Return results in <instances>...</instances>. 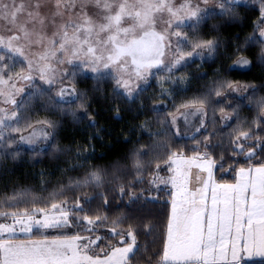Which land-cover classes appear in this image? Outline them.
Here are the masks:
<instances>
[{"label": "snow or ice", "instance_id": "1", "mask_svg": "<svg viewBox=\"0 0 264 264\" xmlns=\"http://www.w3.org/2000/svg\"><path fill=\"white\" fill-rule=\"evenodd\" d=\"M241 2L215 0L222 14L230 13L233 6ZM252 2L260 4V16L245 46L259 43L260 62L264 63V0ZM201 3L206 5L208 0H182L178 5L174 0H10V3L0 0V151L17 144L10 133L23 131L19 126L20 108L27 99L48 95L52 86L58 85L57 107L80 100L83 94L77 92L74 85L78 72L97 74L96 78L105 71L109 75L114 72L112 78L118 94L122 89L123 94L132 99L133 83L147 81L151 69L174 74L181 65L196 58L203 59L205 53L212 57L217 42L189 36L187 31L191 29L192 33H198L204 22L207 9L201 7ZM158 22L165 25L160 31L154 30ZM237 53H240L239 48ZM60 65L66 67L61 69ZM250 65L251 61L240 54L229 71ZM37 79L49 86L47 91L35 83ZM68 83L72 86L68 87ZM26 87L35 91L29 92L25 100H18ZM225 88L235 93L241 91L231 82L220 81L207 93L181 103L177 112L194 109L180 112V115L186 121L189 116L202 117L196 129L200 132L207 127L203 117L207 115L205 108L211 94L222 97L216 101L218 105L232 99L225 93ZM164 95L170 93L162 91L161 96ZM48 99L52 102L50 95ZM247 99L264 116V98ZM237 107L230 108L229 112L237 113ZM220 112L223 114L221 120L228 126L232 116L223 107ZM261 116L252 122L257 128L264 127ZM36 124L42 127L38 130L29 123L26 128H32V131L28 136L20 135L19 142L29 146L48 144L53 135L48 129H55V121L44 119ZM171 124L174 127L177 124L174 114ZM180 134L177 129L176 135ZM210 135L205 136V151L193 149L195 155L184 161L188 167L195 165L208 173L207 179L197 177L200 187L189 192L186 171L174 175L170 181L160 179V183L167 185L170 182L175 189L170 193L171 213L163 260L165 264H239L240 261L264 264V159L259 164L252 163L258 157L257 149L264 152V134L254 132L245 121L239 120L237 113L231 150L233 155L243 156L249 166L239 168L235 184H217L212 178L217 160L211 154ZM253 140L255 143H248ZM33 151L36 152L35 147ZM17 154V151L9 153ZM179 155L176 152L169 154L165 161L169 171L177 172L172 165ZM232 163L230 161V168L225 169L221 157L218 170L236 171L231 168ZM142 166L138 158L132 163L138 176ZM159 167L157 164V169ZM157 179L149 183L158 187ZM101 181L99 172H91L82 181L70 183H74L76 189L89 185L99 188ZM128 187L131 190V185ZM119 191L121 196L125 195V186L121 185ZM23 195L14 193L7 198V203L0 200V264H132L138 249L137 232L132 225L126 231L118 230L122 223L120 218L112 220L108 228L111 238H118V243L105 244L97 252V242L109 239L100 235L97 229L106 226L109 217L100 215L99 210L93 214L90 197H76L70 201L61 198V190L51 193L49 201L40 207L34 203L23 211L4 210L12 208V202L19 201ZM139 199L134 191L129 195L130 202ZM103 200L105 205L109 203L106 196ZM7 220L12 223L4 222ZM62 228H76L77 231L51 240L28 237L18 241L16 236L18 230L29 234L33 229ZM148 231L151 232L150 226Z\"/></svg>", "mask_w": 264, "mask_h": 264}, {"label": "trees", "instance_id": "2", "mask_svg": "<svg viewBox=\"0 0 264 264\" xmlns=\"http://www.w3.org/2000/svg\"><path fill=\"white\" fill-rule=\"evenodd\" d=\"M259 10L258 3L236 4L228 14L214 13L208 16L198 33L194 34L191 29H187L189 36L217 42L213 56L190 61L174 74L154 76L147 87L132 99L120 92L118 94L109 77L94 78L81 74L76 75L74 85L77 92L83 95L74 104L57 107L51 93L27 99L20 111V120L25 127L44 119L55 121L56 127L51 129V143L43 151L21 148L0 151V200L7 203V198L14 193L24 194L19 201L12 202V208L6 207L4 210L23 211L25 208L30 209L34 203L40 207L49 201L51 193H60L61 190V198L70 201L76 197H90L93 214L99 210L100 215L109 217L101 230L108 231L111 221L117 218L122 220L118 230L126 231L129 225L135 228L138 249L132 264H161L170 203L168 190L155 189L148 184L147 178L157 170V164L160 169L172 152L185 156L195 154L193 149L197 148L204 152L205 136L211 134L208 137L211 141V154L217 160L214 176L218 181H231L236 171L218 170L221 157L225 169L230 168V161L233 162L231 168L236 170L249 166L243 156L233 155L231 150L237 113L239 120L245 121L254 132L264 134V127L257 128L252 123L260 112L247 99L264 98L261 46L259 43L245 46V41L253 35L259 20ZM256 39L259 40L258 33ZM240 54L251 61L250 67L229 71ZM220 81L240 84L247 89L243 97L231 96V100L219 104L223 108H226V104L230 105L228 111L238 106L228 126L222 124L218 115L219 105L216 101L222 97L218 98L212 93L206 105V129L198 134L176 135L170 126V116L181 103L207 93L213 84ZM165 90L170 95L162 97L161 93ZM227 91L228 88H225L226 94ZM49 95L52 102L48 99ZM14 151L18 154L9 155ZM257 152L258 157L252 162L254 164L264 159V152L260 149ZM137 158L143 165L139 176L132 167ZM91 172L100 173L101 187L89 185L76 189L74 183H70L82 181ZM141 180L142 183L139 182ZM133 181L137 182L133 184ZM121 185L125 186L123 196L119 191ZM133 191L140 199L130 202L129 195ZM105 196L109 201L107 205L103 200ZM149 196L157 198L153 200ZM105 208L107 211H104ZM149 226L151 232L148 231ZM65 229L46 232V235L33 233L31 237H65L75 233L61 232Z\"/></svg>", "mask_w": 264, "mask_h": 264}, {"label": "rangeland", "instance_id": "3", "mask_svg": "<svg viewBox=\"0 0 264 264\" xmlns=\"http://www.w3.org/2000/svg\"><path fill=\"white\" fill-rule=\"evenodd\" d=\"M5 2H9L10 3V0H5ZM182 0H174V3H176L177 5L179 3H181ZM254 2H252V0H246V2H242L239 3V5H244V4H252ZM259 4V3H258ZM201 7H204L207 9V12H206V16H205V19L214 14V13H222L221 9L218 8L215 4V0H208V3L205 5L203 3H201ZM166 16V14H165ZM125 26H127V23L125 24ZM165 25L161 22H158L157 25L155 26V29L156 31H160L163 29ZM139 31V30H138ZM142 34V33H141ZM204 58H207V53H205V57ZM196 59H201V58H196ZM190 62V61H189ZM186 64H183L181 65L180 67H178L177 69L174 70V72H176L179 68L185 66ZM61 69H63L64 67H66L65 65H60L59 66ZM68 67H71V66H68ZM239 69H245V68H239ZM17 70H19V67L17 66ZM77 74H81V75H88L90 77H94L96 78L97 77V74H93V73H90V72H85V73H77ZM159 74H171V73H168V72H162L160 71V69H157V68H153L150 70V74L148 75L147 77V81H144V80H139V81H135L133 83V88H134V94H133V97L141 90V89H144L145 87H147L149 81L151 80V78H153L154 76H157ZM115 75V73L113 72L111 75H109L107 73V71L103 72L100 74L99 78L101 77H109L110 79L113 80V76ZM114 82V80H113ZM35 83L37 85H40L45 91H47L48 89V85L46 84H43L39 79H37L35 81ZM67 83V82H66ZM138 85V87H137ZM236 86H239L241 88V91L239 93H235V92H232L230 89H228L227 91V94H229L230 96H236V97H243L245 95V93L247 92V89L246 87L240 85V84H234ZM68 87H71L72 84L68 83L67 84ZM114 86H115V89H116V85H115V82H114ZM58 88V85H54L52 86V91L50 92L54 99L56 100V89ZM35 89H31V88H25V93L21 94L20 97H17L18 100H25V98L27 97V94L29 92H34ZM119 92L123 94V90H119ZM125 96V95H124ZM126 98H128L127 96H125ZM70 99V97H69ZM129 99V98H128ZM232 106V105H231ZM222 106L219 105V111H218V115H220V119H221V116L223 115L221 112H220V108ZM230 105L226 104V112H229L228 109H229ZM22 107L20 108V111H21ZM190 112V111H194V109H180V112ZM205 111L207 113V109L205 108ZM180 112H175L174 115H176L177 117V124L176 126L174 127L172 124H171V119H172V115L170 116L169 118V121H170V126L171 128L174 130V132L176 133L177 132V129H179V132L181 133L180 135L178 136H188V135H193V134H198L199 132L196 131V129L200 126V120L202 117L200 116H189L187 118V121L185 120V117L180 115ZM229 114L232 116L234 115V113H230ZM258 116H261V113H259ZM207 117H208V113L206 115V117H203L206 121H207ZM261 118H264V116H261ZM231 120V119H230ZM230 120L227 122V125L229 124ZM22 120H20V123H19V126L21 127V129L23 130L22 132L20 133H10L11 136L15 137L16 140H17V144L13 145L12 148H21V149H27V150H32L33 151V147L36 148V151H40V149L42 148L43 150L48 148L50 143H51V140H52V137L50 139V141L48 142L47 145H44L43 143H39L38 145L36 146H29L27 144H24L22 142H19V137L20 135H24V136H28L30 134V132L32 131V128H26L22 122ZM222 124H224V121H222ZM34 127H36L38 130L42 127L41 125H38L36 123H33L32 124ZM203 129H201L202 131ZM48 131H51V129H48ZM4 149H8L7 147H5ZM195 154L193 155H189V156H185L183 154H180L177 158H176V163L172 165L173 168H175L177 170L176 173L172 172V171H169V168H168V165L165 163L160 169H157L153 174H150L147 178V181H148V184L152 186V188H155V189H159V188H165L166 190L169 191V203H171V195L170 193L175 191V189L172 188V185L171 183L169 182L167 185L166 184H163V183H160V179H163V180H169L170 181V178L173 177L174 175H178L180 172H185L187 173L186 175V187L187 189L189 190V192H192L194 191L197 187H200V183L197 179V177H201V178H206L208 177V173L207 172H203L201 171L199 168H197L195 165L191 166V167H188L184 161H186L188 158L194 156ZM168 159V158H167ZM247 168V167H245ZM239 170V168L236 170L235 174H234V179L231 180V181H218L216 179V177L214 176V169H212V178L216 181L217 184H235L237 182V171ZM158 177L159 179H157V186H154L152 184H150L149 182L152 181L154 178ZM152 196H149V198H151ZM170 213H171V204H170ZM170 216V214H169ZM6 223H12L11 220H7V221H4ZM55 230H58V229H47V230H41V229H33L32 233H29V234H25V233H22V232H19V230L17 231L16 233V236L18 238V240H26L28 239V237H31L33 235V233H38L39 235H42V234H45L46 235V232H53ZM67 231L66 233H69V232H76L77 229L76 228H66L64 231L62 230L61 232H65ZM97 232L104 236V237H108L109 239L108 240H101V241H98V245L99 247L97 248V252H99V249L104 247L105 244H112V243H118V238L117 239H112L111 238V233L109 231H106V230H101L100 228L97 229ZM60 233V232H58ZM2 238V237H1ZM44 238H48V239H52V238H55V237H40V238H32L31 239H44ZM63 238V237H61ZM163 262V254L161 256V263Z\"/></svg>", "mask_w": 264, "mask_h": 264}, {"label": "crops", "instance_id": "4", "mask_svg": "<svg viewBox=\"0 0 264 264\" xmlns=\"http://www.w3.org/2000/svg\"><path fill=\"white\" fill-rule=\"evenodd\" d=\"M203 179H206L205 177L203 178ZM209 196H210V192H209ZM209 202H210V200H209ZM171 204V203H170ZM1 238V237H0ZM32 240H42V239H32ZM49 240H51V239H49ZM166 240V239H165ZM19 241V240H18ZM163 252H164V249H163ZM163 252H162V254H163ZM242 262H249V261H240L239 263H242ZM161 264H165V262H164V260H163V262L161 263Z\"/></svg>", "mask_w": 264, "mask_h": 264}]
</instances>
